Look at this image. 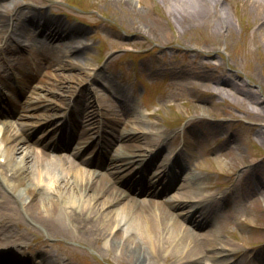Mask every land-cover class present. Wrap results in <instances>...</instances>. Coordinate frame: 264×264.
Wrapping results in <instances>:
<instances>
[{
	"label": "rangeland",
	"instance_id": "rangeland-1",
	"mask_svg": "<svg viewBox=\"0 0 264 264\" xmlns=\"http://www.w3.org/2000/svg\"><path fill=\"white\" fill-rule=\"evenodd\" d=\"M52 1L63 8L61 12L69 13V19L70 15H75L86 21L89 27L79 28L85 34L83 41L85 44L87 42L88 47L83 49L80 62L75 63L78 66L55 70V74L60 75L57 80L51 79L48 71L47 77L33 76L27 96L30 90L38 91L34 87L40 89L43 85V88L58 92L60 85H70L66 96L75 87L89 94L100 83L109 87L111 95L105 92L109 104H116L119 98L128 97L131 100L128 107L138 117L145 111L144 108L161 106L153 116L142 115L143 120L156 124L153 127L149 125L148 129L153 133L158 130L169 133L167 141L173 138L174 145H177L178 137L182 135L180 131L187 134L190 146L186 155L198 166L192 168L188 166L189 162L182 178L201 176L194 188L201 194L210 193L211 198L219 204L210 222L217 230L218 241L232 245L230 249H212L198 263L189 264H264V66L260 62L247 64L244 56L240 55L245 48L241 38L247 36L249 40L253 37L259 39L262 36L260 32L264 31L257 28L260 23L254 7L247 0H220L224 2L223 7L232 24L216 31L214 34L217 35L210 39L208 35L211 29L206 27L209 20H203L204 27L193 26L192 21H184L177 14L178 24L183 27L180 28L174 23L162 0H143L141 3L132 0L135 4L133 9L120 0ZM2 2L4 12H10L15 2L19 5L36 3L34 0H3L0 2L2 6ZM220 5L222 3L218 4V8ZM79 11H83V14H79ZM214 14L211 13L212 16ZM217 36L219 43L213 45L212 41ZM90 39L97 41L91 43ZM72 43L78 44V40L68 38L56 42L59 48L51 52L52 55L59 53L57 50L64 52V46ZM246 45L257 59L264 60L263 44L260 50H254L250 41ZM207 51L210 53L205 54ZM135 57L142 66L138 69ZM54 66L57 67L56 64ZM41 69L45 70L46 67ZM72 74H78L79 77L65 82L67 76L73 78ZM135 78L139 79L143 91L146 88L142 99H139V95L136 98L127 95L128 89L118 83L119 79L126 85ZM224 78H229L249 93L244 96L220 83L218 86L225 90L217 93L212 88L217 81L213 80ZM43 92L51 94L45 90ZM166 97L172 98L173 104L164 105ZM54 98L52 101L64 106L66 97L61 100ZM57 112L55 110L53 113ZM114 114L119 122L126 119L120 112ZM207 145H213L209 153L205 151ZM33 147L31 153L41 151L36 145ZM115 208L116 222L113 225L121 231L120 208L117 205L109 208L106 205L97 214L104 215L110 210L114 212ZM191 212L184 211L180 217L184 218L187 214L189 218L193 215ZM240 217H244V220H240ZM125 220L123 217L121 223ZM178 220L182 221L179 217ZM183 224L192 226L187 221ZM177 239L178 235L169 248L163 249L157 264H184L179 261L187 245L174 246L177 245ZM100 240L85 245L73 239L50 236V241L42 249L51 250L53 258L59 260L62 252L67 253L72 260L70 264L125 263L122 255L107 249L105 241ZM164 240L167 241V238ZM143 248L147 253H152L146 243ZM168 254L174 256L168 258Z\"/></svg>",
	"mask_w": 264,
	"mask_h": 264
},
{
	"label": "bare ground",
	"instance_id": "bare-ground-1",
	"mask_svg": "<svg viewBox=\"0 0 264 264\" xmlns=\"http://www.w3.org/2000/svg\"><path fill=\"white\" fill-rule=\"evenodd\" d=\"M41 4L48 3L50 0H38ZM129 9H133L135 4L132 0H120ZM143 0H139L141 3ZM152 1V0H151ZM161 1V0H160ZM166 4V8L173 17V21L176 26L183 28L181 24H178V15L184 19V21H192L193 26L201 25L204 27V19L209 20L210 39L216 31L222 27H230L232 21L226 12L224 2L220 0H162ZM248 3L254 7L255 16L259 21L258 29H264V0H247ZM222 3L218 8V4ZM53 6L57 7L54 3ZM17 3L15 2L11 9L16 8ZM206 9V10H204ZM204 10V11H203ZM215 12L214 16L211 15ZM22 11H16V14H20ZM30 21L33 22L36 19L37 27L46 31V36L49 39H57L56 41L63 40V33L68 31V37L74 32H78L77 29H69L65 27L62 22L55 20L54 23H49L46 16L40 11L29 10ZM220 14V16H219ZM212 16V17H211ZM216 17V18H215ZM44 21V22H40ZM180 23V21H179ZM205 27V29H206ZM163 36L161 33H157ZM262 36L258 39L253 37L249 40L247 36L241 38V44H245L240 52V55L244 56L246 63L260 62L264 66V60L257 59L255 53L249 50L247 43H250L255 47L254 50H260L261 44L264 45V31H261ZM218 36L212 41L213 45H218ZM27 48V54L24 56L26 64L21 66L22 69H26L23 73H29L31 71V64H35L36 71L40 70V64L46 65V69L51 76V79L57 80L60 77L59 74H55L56 69H65L67 65H64L62 58L63 54L60 50L57 53L58 56H51L46 54L41 48H37L35 52L29 51ZM70 50V49H69ZM253 50V51H254ZM207 51L205 54H209ZM79 58H82L80 55ZM34 60L36 63H34ZM57 65L55 67L54 65ZM42 66V67H43ZM50 70V71H49ZM43 70H41L42 72ZM28 75H24V78ZM72 77L66 78V81L79 77L72 74ZM75 78V79H76ZM217 81L213 90L217 93H221L219 83L229 86L235 92H241L246 96L248 91L234 84V81H230L229 78L215 79ZM51 83V82H48ZM53 84V83H51ZM194 85L193 83H191ZM69 86H59L58 91L45 88V91L49 93H55L50 95L51 97L65 96L69 91ZM74 87V86H73ZM103 93V88L100 87ZM58 95H57V94ZM43 99L41 104H36L34 107L42 108V113L37 116H51L53 114L48 111L53 107L52 101L47 98ZM49 101V102H45ZM81 103H84V99H79ZM104 101V100H103ZM130 99L127 98L119 104V109L123 110L126 117V121L121 124H127L123 130L116 127L111 130L109 140L106 141V153L105 160L107 166L123 165L122 159H119L118 155L112 154L111 150L116 145V151L122 153L126 151L134 152L136 150L144 153L145 146L155 147L160 144V138H166L168 134L158 130L156 133L150 131L151 127L155 126V123H146L140 119H136L133 115V111L128 108ZM28 103V101H27ZM15 107V106H14ZM28 107H33L28 106ZM102 107L108 108L109 105L106 101L102 102ZM101 109V110H103ZM120 110V111H121ZM104 117L109 122L111 110L104 111ZM81 119H88L91 117L90 113H85ZM94 118V116L92 117ZM90 118V119H92ZM41 119V118H40ZM76 119L75 115H72V119ZM70 120V117H69ZM111 122L118 125L117 121L111 118ZM122 126V125H121ZM79 132V131H78ZM84 134V129L81 131ZM184 137V136H183ZM168 138V137H167ZM12 129L11 126L6 129L2 138V145L7 144L5 151V160L1 163L0 161V250L10 248L11 251L17 252L14 249L17 246L28 247L31 242L32 235L39 239L43 237L42 233L47 237H63L64 239H73L91 245L100 239L104 240L107 249L117 252L118 255H122V259L125 263L122 264H157L159 262L162 251L174 241L173 239L178 235L177 245L186 246L187 249L181 256L182 263L189 264L193 261L200 260L203 256H206L212 249L218 246H229L230 243L225 241H218L217 230L211 224V218L215 214L217 207L216 204H208L207 202L211 199L210 193H199L197 188H194L201 176H193L191 179H178L181 181L177 187L178 195L172 193L169 199L163 200L161 204L150 199L155 192L153 187L144 188V198L135 199L131 197L128 192L120 190L117 185L118 179L111 175V178L107 174L89 173L90 170L81 167L79 164L71 162L69 159H65L60 155L54 157L52 160L45 151L41 150L38 154H32L29 151L22 149L19 144H12ZM45 136L42 135L34 142V145L44 142ZM47 144L44 143V147ZM182 145V144H181ZM180 145V147H181ZM190 146V144H189ZM17 147L18 155H14V148ZM171 148L168 146L166 150ZM21 148L22 150H18ZM175 149V148H174ZM177 150V149H175ZM23 152H25L23 156ZM161 154V157L155 162L156 173L159 171V167L164 164L167 166L166 153ZM1 158V156H0ZM83 164L87 165V161L82 160ZM188 164V158H179L175 162L177 173H182L186 165ZM190 163L188 166H190ZM163 171V170H162ZM110 173V171L108 172ZM183 177V175H182ZM128 183V182H127ZM126 185V184H124ZM132 179L129 180V185H126V189L129 192H141V190L133 189ZM174 186V185H173ZM142 193V192H141ZM177 197V198H176ZM62 198V201H61ZM176 198V199H175ZM194 198H198L201 202H206L204 205L201 204L198 210L194 213L195 217L193 220L183 218L182 221L175 217L172 213V209L176 206L184 205L187 201ZM116 202V203H115ZM115 203V204H114ZM117 207L120 208V230L115 229L114 222L116 217L114 213L117 211L115 208L108 211L104 215L97 214L103 207ZM121 206V207H120ZM207 210V214H203L202 210ZM200 210V211H199ZM199 211V212H198ZM112 215H111V214ZM197 214V215H196ZM193 215V216H194ZM126 216L125 222L122 224V218ZM119 217V216H117ZM138 221V225L136 222ZM189 222L192 226H185L183 222ZM170 223V224H169ZM170 225V226H169ZM139 228H138V227ZM185 226V227H184ZM197 227L199 232L194 230ZM41 230L42 233L37 232ZM180 232H182L180 234ZM125 234V236H124ZM167 238V241L164 239ZM44 241H37L36 253L40 251ZM146 243L151 249V254L147 253V250L143 248V244ZM181 247V248H182ZM183 250V249H182ZM203 253L199 255V253ZM174 255L168 254V258ZM15 258L14 254L0 255V264H20ZM43 262L51 264L45 257L41 259ZM179 261V262H180ZM195 263V262H194ZM198 263V262H196ZM177 264V262L175 263Z\"/></svg>",
	"mask_w": 264,
	"mask_h": 264
}]
</instances>
